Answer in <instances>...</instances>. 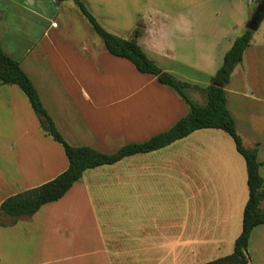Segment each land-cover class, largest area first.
I'll list each match as a JSON object with an SVG mask.
<instances>
[{
    "label": "crops",
    "instance_id": "0c3cea01",
    "mask_svg": "<svg viewBox=\"0 0 264 264\" xmlns=\"http://www.w3.org/2000/svg\"><path fill=\"white\" fill-rule=\"evenodd\" d=\"M83 1L122 38L139 28L146 56L188 83L187 94L200 104L205 99L194 85L209 84L257 6L255 0ZM256 31L224 89L244 145L257 147L264 182V36L256 39ZM0 46L19 62L72 146L113 153L188 113L173 89L109 53L73 0H0ZM67 166L62 145L41 130L20 87L0 84V203ZM247 198L245 160L233 139L221 129H197L88 168L59 199L0 225V264H203L232 252ZM247 250L246 264H264V223L251 230Z\"/></svg>",
    "mask_w": 264,
    "mask_h": 264
},
{
    "label": "trees",
    "instance_id": "16d2710c",
    "mask_svg": "<svg viewBox=\"0 0 264 264\" xmlns=\"http://www.w3.org/2000/svg\"><path fill=\"white\" fill-rule=\"evenodd\" d=\"M261 1L255 0L257 5ZM74 2L92 29L100 36L109 53L129 60L142 73L154 75L159 83L173 89L186 102L189 110L167 130L146 141L123 145L113 153H104L89 146H72L65 141L56 128L36 88L19 62L9 56L0 46V84H16L20 87L39 120L41 130L62 145L68 160L67 168L54 178L6 197L0 203V225L13 224L20 217H29L41 205L59 199L88 168L111 164L128 155L160 148L197 129L217 128L230 135L236 150L245 160L248 198L243 208L241 231L234 240L232 252L203 264H246L249 258L247 245L251 230L256 225L264 223V210L260 207L264 201V182L259 173L260 162L257 159V147L244 145L234 119L226 107L224 88L234 67L241 62L244 49L251 42L253 31L245 28L234 39L231 47L223 56L222 64L211 76L208 85L204 87L194 85L205 99L204 103L200 104L187 94V88L190 86L188 83L163 71L146 56L137 42V37L141 34L139 28L133 31L130 38H122L105 29L83 0H74ZM4 216L9 220L5 221L2 218Z\"/></svg>",
    "mask_w": 264,
    "mask_h": 264
},
{
    "label": "water",
    "instance_id": "95a60500",
    "mask_svg": "<svg viewBox=\"0 0 264 264\" xmlns=\"http://www.w3.org/2000/svg\"><path fill=\"white\" fill-rule=\"evenodd\" d=\"M262 19H264V0L255 7L245 27L251 31H256Z\"/></svg>",
    "mask_w": 264,
    "mask_h": 264
},
{
    "label": "rangeland",
    "instance_id": "374dc122",
    "mask_svg": "<svg viewBox=\"0 0 264 264\" xmlns=\"http://www.w3.org/2000/svg\"><path fill=\"white\" fill-rule=\"evenodd\" d=\"M252 5H256V2L254 1V3ZM254 35H255L256 39L263 38V36H264V19H262V21L260 22L259 27H258V29Z\"/></svg>",
    "mask_w": 264,
    "mask_h": 264
}]
</instances>
